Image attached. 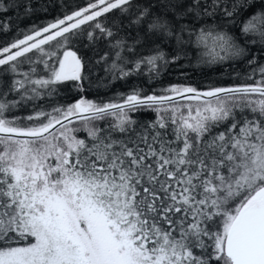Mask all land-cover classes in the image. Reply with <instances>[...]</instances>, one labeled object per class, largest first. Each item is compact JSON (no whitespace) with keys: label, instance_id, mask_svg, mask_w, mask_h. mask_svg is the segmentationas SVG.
<instances>
[{"label":"snow or ice","instance_id":"snow-or-ice-1","mask_svg":"<svg viewBox=\"0 0 264 264\" xmlns=\"http://www.w3.org/2000/svg\"><path fill=\"white\" fill-rule=\"evenodd\" d=\"M11 10L0 264H264V0Z\"/></svg>","mask_w":264,"mask_h":264},{"label":"trees","instance_id":"trees-1","mask_svg":"<svg viewBox=\"0 0 264 264\" xmlns=\"http://www.w3.org/2000/svg\"><path fill=\"white\" fill-rule=\"evenodd\" d=\"M5 3H7L8 5V8H9V12H8V16L6 17L7 20H12V21H15L16 19V16L18 15V12L16 11H12L11 10V0H4ZM68 3L72 6H75L77 4H80V5H83L86 3V0H68ZM63 9H57L56 12L52 13V15H45L43 13H41V19L39 21H36L35 18H33L32 20H23L20 24H19V27L20 28H27L31 25V23L33 22H36V23H46L48 20L52 19V16L54 15H58L60 11H62ZM16 32L15 30L11 31L9 33L8 36H4L3 39H10L11 37L15 36ZM101 49L104 48L103 45L100 46ZM88 55H92V53H87ZM145 55H147V51L144 52ZM214 67H219V66H214ZM207 73L213 77V78H220L219 77V72H214L212 70V68H208L206 69ZM97 72H99V70L97 69ZM199 78V77H197ZM144 81V78L143 77H140V78H136V77H133L129 80V83H132V82H143ZM178 82V70H177V73L174 74L173 76L169 77L168 80L166 81L167 82ZM159 86V85H158ZM120 91H124V88L122 87V81H115L114 82V87L112 89V93H115V92H120ZM112 93H108L109 96L112 95ZM65 95H68V96H71V93L69 92H65L64 93ZM104 93L102 92L101 95H103ZM153 115L154 114H151L149 113L147 118L148 119H151L153 118ZM80 135H84V133H80Z\"/></svg>","mask_w":264,"mask_h":264}]
</instances>
